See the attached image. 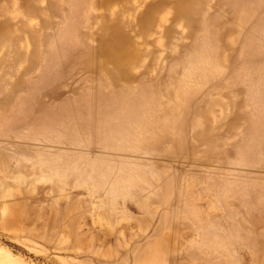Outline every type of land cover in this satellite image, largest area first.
I'll list each match as a JSON object with an SVG mask.
<instances>
[{"label": "rangeland", "instance_id": "obj_1", "mask_svg": "<svg viewBox=\"0 0 264 264\" xmlns=\"http://www.w3.org/2000/svg\"><path fill=\"white\" fill-rule=\"evenodd\" d=\"M0 264H264V0H0Z\"/></svg>", "mask_w": 264, "mask_h": 264}, {"label": "bare ground", "instance_id": "obj_2", "mask_svg": "<svg viewBox=\"0 0 264 264\" xmlns=\"http://www.w3.org/2000/svg\"><path fill=\"white\" fill-rule=\"evenodd\" d=\"M102 49H108V46L106 43L103 44ZM106 56H108L109 58H111L112 60H115L116 62L118 61L117 57L112 56V54L110 52L106 53ZM190 72V71H189Z\"/></svg>", "mask_w": 264, "mask_h": 264}]
</instances>
